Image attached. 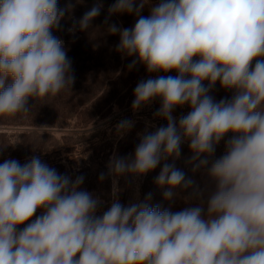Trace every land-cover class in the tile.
I'll return each instance as SVG.
<instances>
[{
  "label": "clouds",
  "instance_id": "clouds-1",
  "mask_svg": "<svg viewBox=\"0 0 264 264\" xmlns=\"http://www.w3.org/2000/svg\"><path fill=\"white\" fill-rule=\"evenodd\" d=\"M100 7L85 13L80 30ZM143 7L116 0L109 9L138 16L133 28L109 27L120 35L117 51L136 57L130 68L139 62L149 73L178 75L137 84L133 110L160 98L155 115L168 123L142 136L130 160H111L109 171L142 176L161 159L178 158L184 141L194 159L211 155L231 132L226 153L209 169L215 190L206 214L203 206L161 211L149 206V194L127 207L113 202L96 216L100 201L79 190L83 177L72 181L35 156L23 165L5 160L0 264H264V0H161L147 17ZM64 15L57 0H0V115L28 113L30 98L56 96L73 83L63 41L51 31ZM217 81L234 90L231 100L208 94ZM185 104L191 110L177 122L173 109ZM131 126L124 120L117 128ZM156 183L168 186L170 200L191 182L165 165ZM38 209L43 214L18 232Z\"/></svg>",
  "mask_w": 264,
  "mask_h": 264
},
{
  "label": "rangeland",
  "instance_id": "rangeland-1",
  "mask_svg": "<svg viewBox=\"0 0 264 264\" xmlns=\"http://www.w3.org/2000/svg\"><path fill=\"white\" fill-rule=\"evenodd\" d=\"M69 23L64 33L55 27L52 35L68 46L71 61V75L74 81L69 88L56 96L44 99L30 98L28 113L0 115V164L5 160H17L21 165L38 157L42 163L75 181L83 177L79 190L87 191L98 198L96 216H102L112 205L119 202L127 207L132 203L145 201L150 207L173 213L185 208L203 206L205 214L207 201L215 190V183L209 176V169L215 160L226 153L227 141L233 133H227L215 145L211 155L201 154L194 159L189 142L180 145V156H168L160 160L155 169L142 176L125 173L110 174L109 164L113 159L130 160L142 136L166 127L167 120L155 115L161 107V99L155 98L138 110H133L134 89L141 81L158 76H176V71L149 73L146 67L137 63L129 65L135 56L117 51L119 33L111 34V25L117 28H133L138 16L133 13H110L116 0H65ZM144 2L141 16H149L151 8L161 0H135V7ZM58 4V1H57ZM100 5V12L86 30H80L78 22L94 6ZM67 7V9H66ZM198 59L197 57L193 58ZM258 59H264L260 57ZM256 60L252 61L254 68ZM190 78V77H186ZM205 87L209 82L203 81ZM214 101L231 100L234 90L221 87L217 81L208 93ZM190 105L177 106L172 115L177 120L186 116ZM124 120L132 122L126 131H119L117 125ZM207 160L206 164H201ZM165 165L174 166L183 172L188 187H177L172 199H165L167 185L156 183ZM101 174L104 178L101 179ZM118 191L113 194V181ZM38 209L30 221L18 226L19 232L28 223L43 214ZM78 258V257H77Z\"/></svg>",
  "mask_w": 264,
  "mask_h": 264
},
{
  "label": "trees",
  "instance_id": "trees-1",
  "mask_svg": "<svg viewBox=\"0 0 264 264\" xmlns=\"http://www.w3.org/2000/svg\"><path fill=\"white\" fill-rule=\"evenodd\" d=\"M57 1H58L59 9L64 10V12H65L64 17L60 20L59 25L57 26V29H58L59 34H60V33H64V31L68 27V24H70V23H69V13L65 10V6H66L64 4V3H66L65 0H57ZM99 1H102V0H99ZM66 9H67V7H66ZM65 51L68 55V53H69V47L68 46L65 48Z\"/></svg>",
  "mask_w": 264,
  "mask_h": 264
},
{
  "label": "built area",
  "instance_id": "built-area-1",
  "mask_svg": "<svg viewBox=\"0 0 264 264\" xmlns=\"http://www.w3.org/2000/svg\"><path fill=\"white\" fill-rule=\"evenodd\" d=\"M198 58V57H197Z\"/></svg>",
  "mask_w": 264,
  "mask_h": 264
}]
</instances>
